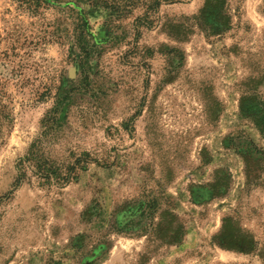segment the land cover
<instances>
[{
    "label": "rangeland",
    "instance_id": "374dc122",
    "mask_svg": "<svg viewBox=\"0 0 264 264\" xmlns=\"http://www.w3.org/2000/svg\"><path fill=\"white\" fill-rule=\"evenodd\" d=\"M58 1L0 0V264H264V136L241 109L264 105V0ZM74 10L99 44L84 85ZM34 142L69 183L20 180ZM227 218L255 253L218 246Z\"/></svg>",
    "mask_w": 264,
    "mask_h": 264
},
{
    "label": "trees",
    "instance_id": "16d2710c",
    "mask_svg": "<svg viewBox=\"0 0 264 264\" xmlns=\"http://www.w3.org/2000/svg\"><path fill=\"white\" fill-rule=\"evenodd\" d=\"M32 4L36 7H40L43 4H47L48 0H31ZM60 1L54 0V3H59ZM210 9V1L207 2L205 8L208 12ZM75 11V10H74ZM75 29H74V37L73 43L71 45V49H79L81 52L80 56H83L79 63V68L82 71V81L80 85H84L89 80V75L87 74V65L89 64L91 53L95 47H97L98 41L95 39V36L91 33V28L89 24V17L88 15L81 10L75 11ZM74 92L73 89H67L63 93V95L56 101L55 108L51 112L53 115L44 120L43 125L45 128L50 126H55L61 123L60 116L64 111L68 109L69 101L71 98V94ZM263 107V108H262ZM241 109L243 113L252 114L255 118V123L259 128V131L264 136V105H260L259 102L252 100L250 103L247 101L242 102ZM1 110V105H0ZM63 111V112H62ZM6 121V119H5ZM0 138H1V117H0ZM27 165L31 166L37 174L41 175L42 178L47 180L52 179V177L58 179L59 181H63L65 183H69L71 180L70 175H63L60 174L57 170L53 168V166L45 161L41 154V149L37 146L36 142L32 144L31 148L29 149L28 154L22 158L17 168L19 169L20 180H22L26 175ZM72 172V171H71ZM151 208V207H150ZM141 215L144 214L143 212L140 213ZM218 246L222 249L228 251H234L241 254H253L257 250V243L255 242L254 238L247 234L246 232L241 231L239 228L233 227L232 219H225L222 231L220 235L217 237Z\"/></svg>",
    "mask_w": 264,
    "mask_h": 264
}]
</instances>
